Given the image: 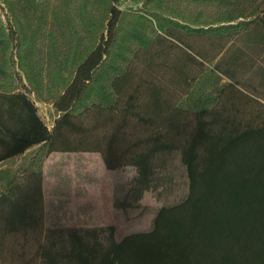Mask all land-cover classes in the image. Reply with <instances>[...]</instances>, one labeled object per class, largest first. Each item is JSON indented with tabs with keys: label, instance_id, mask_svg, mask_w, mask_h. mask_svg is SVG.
Masks as SVG:
<instances>
[{
	"label": "trees",
	"instance_id": "1",
	"mask_svg": "<svg viewBox=\"0 0 264 264\" xmlns=\"http://www.w3.org/2000/svg\"><path fill=\"white\" fill-rule=\"evenodd\" d=\"M1 1L14 19L0 15V161L41 145L0 191V264H264V104L240 93L241 107L210 108L202 76L212 52L264 14V0L211 18L167 3L227 0H99L100 12L83 0L82 29L70 27V49L47 76L27 64L34 35L16 1ZM29 92L60 112L51 128ZM175 148L189 190L162 205L151 228L117 238L113 221L60 235L48 226L52 152H100L112 170Z\"/></svg>",
	"mask_w": 264,
	"mask_h": 264
},
{
	"label": "rangeland",
	"instance_id": "2",
	"mask_svg": "<svg viewBox=\"0 0 264 264\" xmlns=\"http://www.w3.org/2000/svg\"><path fill=\"white\" fill-rule=\"evenodd\" d=\"M15 1L16 14L23 28H25L26 32L31 31L32 36L34 35V40H30V53L27 56V64L37 76H40V74L47 76L54 69L55 55L64 60L70 49V27L76 26V28L82 29L78 9L83 0ZM90 2V6L95 12L102 10L99 0H90ZM119 4L123 8L137 5L131 0H121ZM259 4L263 5L261 0H227L223 4L219 1L213 4H207L206 2L192 4L182 1L181 3H167V6L179 7L188 13H199L200 11L203 13V17L211 18L216 14L225 15L226 13H232L236 15L239 11L249 13V11L254 10ZM0 15L6 23L12 22L14 19L9 9L1 0ZM13 42L17 44V39H14ZM13 51L11 62L19 71L16 49L14 48ZM2 56L3 49L0 47V63L3 62ZM21 74L23 75V81L28 84L24 73L22 72ZM219 83L218 80L217 84L212 86L214 90H220L218 87ZM29 95L37 103L38 98L35 94L29 92ZM38 110L42 118L49 124L60 114L52 103L44 104L38 102ZM66 157L64 155L62 160L67 161ZM76 157L81 161L85 158L82 155H76ZM92 160L97 162L94 157ZM19 166L8 183L15 175H20L28 169L29 164L21 159ZM131 166L140 169L141 173L138 179H131ZM45 170H47L46 173L50 177V179H47L46 184L47 223L49 227L56 230V233L60 235V233L67 234L69 227L84 226L92 228L103 223L87 219L89 215L83 214L84 204H82V199L76 197L74 189L70 190L72 192L71 197L61 195V193L68 192L63 187L69 175L67 169H58L61 172L57 173V181L49 176L52 171L50 167H47ZM75 170H82L81 162L76 166ZM121 170L119 175H124V185L121 189L123 194L122 203L119 206H122L123 209L122 212L120 211L121 213H117L116 220L113 221L116 224L117 238H121L132 231L151 228L157 210L162 205L178 201L187 195L189 190L182 151L177 148L159 150L150 157L147 163L142 165H125ZM128 176L129 179H126ZM54 181L58 185H55L57 183ZM57 193H60V195L58 196ZM129 205H132V207H129Z\"/></svg>",
	"mask_w": 264,
	"mask_h": 264
},
{
	"label": "crops",
	"instance_id": "3",
	"mask_svg": "<svg viewBox=\"0 0 264 264\" xmlns=\"http://www.w3.org/2000/svg\"><path fill=\"white\" fill-rule=\"evenodd\" d=\"M207 65L210 71L206 70L202 76L208 77L206 83L211 86L210 88H205L203 92L206 95H211L213 99V102L209 105L210 108H214L217 102L223 103L226 101L231 109L237 104L239 105L241 101L239 99L240 93L252 101H259L264 104V14L253 20L249 26L237 32L233 38L225 43L221 50L212 52ZM218 80L220 82L218 86L220 90H214L212 86H215ZM32 100L34 99L32 98ZM38 102L47 103L38 99L37 103L35 102L37 106ZM239 106L241 107V105ZM55 119L50 124L46 120L44 121L51 128ZM40 145H32L24 153L11 155V157L0 161V191L7 186L10 178L20 167L19 161L23 159L29 164ZM64 155L67 156V161L62 160ZM76 155H82L85 158L81 161ZM93 157L97 162L92 160ZM80 162L82 170L76 171V166ZM47 167L52 169L49 176L56 181L58 180L56 177L58 176L57 173L61 172L58 169H67L69 175L63 187L68 192L60 193L71 197L72 192L70 190L74 189L76 197L82 199V204H84L83 214L89 215L87 219L101 221L103 222L101 224H104V222L116 220L117 213L122 212L123 207L119 206V204L122 203L123 194L121 189L124 185V175H119V173L122 171L123 166L112 170L107 169L100 152L54 151L44 160L46 207V184L47 179H50L48 173H46L47 170H45ZM130 169L132 171L131 179H138L141 173L140 169L133 166ZM126 179H129V176ZM55 185H58V183ZM60 193H57V195L59 196Z\"/></svg>",
	"mask_w": 264,
	"mask_h": 264
}]
</instances>
